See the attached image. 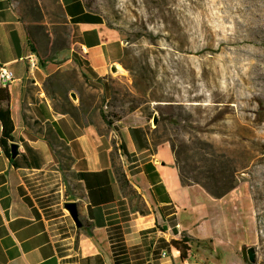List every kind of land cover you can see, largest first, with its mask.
<instances>
[{"label":"crops","instance_id":"obj_1","mask_svg":"<svg viewBox=\"0 0 264 264\" xmlns=\"http://www.w3.org/2000/svg\"><path fill=\"white\" fill-rule=\"evenodd\" d=\"M61 2L81 64L73 57L69 62L90 81L113 77L125 47L119 31L84 0ZM32 52L19 6L0 0V66L13 74L8 84L0 80V88L7 86L10 94V151L13 142L19 145L17 156H9L0 120V264H178L171 240L193 237L190 230L207 215L178 205L174 192L191 185L182 184L175 160L165 156L168 144H154L139 114L109 126L99 114L94 122H79L60 112L45 82L52 75L59 80L70 68L40 60L30 69ZM114 156L143 208L123 193ZM171 165L177 168L174 177ZM71 201L78 203L80 225L65 206ZM190 247L189 258L210 263L211 256L193 254Z\"/></svg>","mask_w":264,"mask_h":264},{"label":"rangeland","instance_id":"obj_2","mask_svg":"<svg viewBox=\"0 0 264 264\" xmlns=\"http://www.w3.org/2000/svg\"><path fill=\"white\" fill-rule=\"evenodd\" d=\"M13 1L23 11V0ZM86 1L119 31L138 80L116 65L109 77L112 96L104 83L91 81L92 86L80 77L74 89L78 97L92 109L103 106L119 115L114 120L143 116L154 144H168V160H174L170 142L154 134L157 126L162 132V122L168 135L192 147V153L206 141L231 155L240 166V183L226 196L215 198L199 185L174 195L181 208L184 203L207 215L190 230L193 254L207 253L209 264H264V0ZM45 2L38 34L42 48L67 24L56 4ZM66 26L72 32L71 24ZM73 42L54 60L70 70L77 68L69 62ZM170 168L174 177L177 168ZM129 197L132 206L143 208L140 195ZM185 215L182 210L181 223ZM249 247L255 248V262L249 260ZM178 264H183L180 258Z\"/></svg>","mask_w":264,"mask_h":264},{"label":"trees","instance_id":"obj_3","mask_svg":"<svg viewBox=\"0 0 264 264\" xmlns=\"http://www.w3.org/2000/svg\"><path fill=\"white\" fill-rule=\"evenodd\" d=\"M45 1L46 0H23L24 9L20 11L22 19L27 25L31 48L37 53L42 64L49 61L54 62L59 53L65 50L69 46V43L72 42V32H70L66 26L70 23V20L68 19L65 6L61 0H50L56 4L60 15L63 17V21L67 24L63 27H59L61 29H56L53 32V38H51L48 47L42 48L38 39V34L42 28V21H44L46 16ZM84 1L90 11L100 13L94 10L88 1ZM73 56L74 60L80 65V60L75 52ZM128 57L129 52L125 46L120 62L131 72L135 82H137L138 71L130 64ZM81 76L86 83L96 86L91 83L86 73L82 72ZM81 76L75 68L70 70L66 76L62 75L57 81L53 79L55 75L50 76L45 82L48 96L57 100V106L60 112L70 113L79 122H94L93 116L96 114V111H98L104 121L111 126L115 121L113 117H118L119 115L107 112L103 106H95L92 109V103L88 102V100L81 95L78 103H75L71 99L70 92L74 89L77 90V83H80ZM63 78H65V80ZM98 81L104 83V89H107L112 96L115 92V87L110 78L107 80L99 78ZM81 88L82 86H80L79 89L81 90ZM0 102L4 103V105H0V120L3 124L1 141L8 155L11 156L9 141L14 140V122L10 111V94L7 86L0 88ZM163 123L164 122H162V132L159 133L161 127L159 128L157 126L154 129V134L158 140L165 137L166 141L170 142L175 164L179 170L183 185H199L215 198L226 196L238 186L240 183V166L237 165L235 159L231 155L219 150L212 143L206 141L199 142L197 154L192 153L190 151L192 147L189 148L186 143L183 142L178 143L177 140L168 135L169 130L167 125ZM113 163L123 193L129 196L130 194L138 195L132 188L122 167L117 163L115 156ZM189 240V237L185 235L181 239H172L170 242L178 249L180 258L183 261L189 258L188 254L191 249L188 244ZM243 253L244 255L246 254L245 248L243 249Z\"/></svg>","mask_w":264,"mask_h":264},{"label":"water","instance_id":"obj_4","mask_svg":"<svg viewBox=\"0 0 264 264\" xmlns=\"http://www.w3.org/2000/svg\"><path fill=\"white\" fill-rule=\"evenodd\" d=\"M113 70L116 71V66L113 67ZM70 96L74 101H78L79 97L78 94L75 91L70 92ZM158 117L155 115L154 117V123H157ZM19 145L15 142L11 144V152H12V157H16L17 154L19 153ZM66 208L69 210L70 214L76 221L78 225L81 224V219H80V214H79V207L78 203L76 201H71V202H66L65 204ZM248 257L251 262L256 261V251L254 247H249L247 249Z\"/></svg>","mask_w":264,"mask_h":264},{"label":"built area","instance_id":"obj_5","mask_svg":"<svg viewBox=\"0 0 264 264\" xmlns=\"http://www.w3.org/2000/svg\"><path fill=\"white\" fill-rule=\"evenodd\" d=\"M30 69H36L40 64V58L36 56V52H32L29 55ZM13 79L12 72L6 66H0V80L2 83L8 84ZM184 264H204L200 260L187 258L184 260Z\"/></svg>","mask_w":264,"mask_h":264},{"label":"bare ground","instance_id":"obj_6","mask_svg":"<svg viewBox=\"0 0 264 264\" xmlns=\"http://www.w3.org/2000/svg\"><path fill=\"white\" fill-rule=\"evenodd\" d=\"M36 56L39 57V56L37 55V53H36ZM119 65H120V64H118V69H119ZM119 70H120V69H119Z\"/></svg>","mask_w":264,"mask_h":264}]
</instances>
